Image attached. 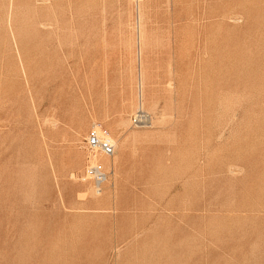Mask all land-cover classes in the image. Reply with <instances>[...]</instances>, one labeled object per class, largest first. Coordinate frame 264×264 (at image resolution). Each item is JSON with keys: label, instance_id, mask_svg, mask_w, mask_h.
<instances>
[{"label": "rangeland", "instance_id": "1", "mask_svg": "<svg viewBox=\"0 0 264 264\" xmlns=\"http://www.w3.org/2000/svg\"><path fill=\"white\" fill-rule=\"evenodd\" d=\"M0 264H264V0H0Z\"/></svg>", "mask_w": 264, "mask_h": 264}, {"label": "built area", "instance_id": "2", "mask_svg": "<svg viewBox=\"0 0 264 264\" xmlns=\"http://www.w3.org/2000/svg\"><path fill=\"white\" fill-rule=\"evenodd\" d=\"M131 122L134 126L145 125L149 122L148 115L139 108L133 115ZM83 147L86 152V163L82 174L83 180H89L95 195H100L102 186L112 172L109 164L99 163L98 158L110 159L115 153V143L109 133L98 125H92L83 138Z\"/></svg>", "mask_w": 264, "mask_h": 264}, {"label": "bare ground", "instance_id": "3", "mask_svg": "<svg viewBox=\"0 0 264 264\" xmlns=\"http://www.w3.org/2000/svg\"><path fill=\"white\" fill-rule=\"evenodd\" d=\"M43 1H45V0H43ZM48 1V0H47ZM219 1V0H218ZM220 1H222V0H220ZM41 2V1H40ZM205 2V1H204ZM203 2V3H204ZM44 3V2H43ZM203 3H202V5H203ZM229 6V5H228ZM220 8V7H219ZM181 12V11H180ZM177 13H178V11H177ZM140 106V105H139ZM76 158V157H75ZM104 159V158H103ZM106 160V159H105ZM106 162V161H105ZM231 202V201H230ZM260 233V232H259Z\"/></svg>", "mask_w": 264, "mask_h": 264}]
</instances>
